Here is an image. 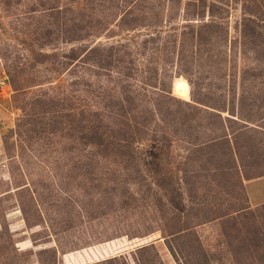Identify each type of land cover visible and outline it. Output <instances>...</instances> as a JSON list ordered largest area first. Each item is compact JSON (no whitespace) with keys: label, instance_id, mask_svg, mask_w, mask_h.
I'll return each mask as SVG.
<instances>
[{"label":"rangeland","instance_id":"374dc122","mask_svg":"<svg viewBox=\"0 0 264 264\" xmlns=\"http://www.w3.org/2000/svg\"><path fill=\"white\" fill-rule=\"evenodd\" d=\"M256 125L264 0H0V264H264Z\"/></svg>","mask_w":264,"mask_h":264},{"label":"crops","instance_id":"0c3cea01","mask_svg":"<svg viewBox=\"0 0 264 264\" xmlns=\"http://www.w3.org/2000/svg\"><path fill=\"white\" fill-rule=\"evenodd\" d=\"M263 180L264 175L246 179L242 182L243 193L249 208L264 204V192H260L263 188Z\"/></svg>","mask_w":264,"mask_h":264},{"label":"trees","instance_id":"16d2710c","mask_svg":"<svg viewBox=\"0 0 264 264\" xmlns=\"http://www.w3.org/2000/svg\"><path fill=\"white\" fill-rule=\"evenodd\" d=\"M244 121H245V120H244ZM255 127L259 128V129L262 128L261 126H258V125H256ZM261 130L264 131L263 129H261ZM262 175H264V172H261L260 174H258L257 177H258V176H262ZM263 205H264V204H262V205H260V206H263ZM260 206H258V207H260ZM149 245H151V244H149ZM144 247H146V246L139 247V248L136 249V250H139V249L144 248ZM118 256H121V257L118 258V259H120V260H127L126 257H124V256H122V255H118ZM115 260H117L116 257H110V258L104 259V260L101 261V262H103L104 264H108V263H110V262L112 263V261H115ZM101 262H100V264H101Z\"/></svg>","mask_w":264,"mask_h":264}]
</instances>
